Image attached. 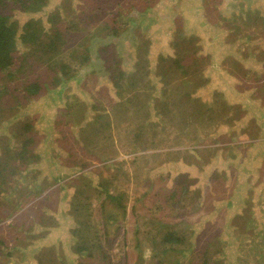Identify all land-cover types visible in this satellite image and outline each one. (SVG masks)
<instances>
[{"label":"rangeland","instance_id":"obj_1","mask_svg":"<svg viewBox=\"0 0 264 264\" xmlns=\"http://www.w3.org/2000/svg\"><path fill=\"white\" fill-rule=\"evenodd\" d=\"M118 1L14 15L61 39L49 67L0 70V264H264V0Z\"/></svg>","mask_w":264,"mask_h":264},{"label":"trees","instance_id":"obj_2","mask_svg":"<svg viewBox=\"0 0 264 264\" xmlns=\"http://www.w3.org/2000/svg\"><path fill=\"white\" fill-rule=\"evenodd\" d=\"M94 2H96V0H93ZM98 1V0H97ZM118 1V0H116ZM48 3V0H0V70L2 72H6V74L8 76H12L14 77L17 73H18V68H27L30 65H27V62H30L32 60L36 61H40L43 62L47 67H49V62L53 59V57L55 55H58V44L60 43V39H61V33L59 31L58 28L55 27L54 30H50V28H46L47 25L43 24L44 21L40 20V19H34L31 18L29 20L25 21V25L23 27L22 30V34H21V28H20V24H19V20L14 18V15L16 14V12L21 11V12H38L41 11V8ZM118 4L120 5V2L118 1ZM15 10L12 14V11ZM145 13V12H144ZM52 23H55L53 20L51 21ZM55 26V24H54ZM117 33L114 32V34H110L108 37H99L100 39H102V42L105 43H101L100 44V49L103 48V46H107L110 47L111 49L114 48L111 40L113 37H116ZM195 38V37H194ZM18 39L22 40V42L25 44V42L27 43V45L30 47V52L29 54L31 55V57H29L26 60V57L23 58L25 56V54L28 52H22L19 53L20 57L19 60L20 62L17 64V60H18ZM98 40V39H97ZM87 51V50H86ZM100 50L97 51V53ZM52 52H54V54H52ZM44 54L48 55L47 59H42V56ZM26 55V56H27ZM40 56V57H39ZM39 57V59H35ZM23 58V59H22ZM101 60V59H100ZM201 60H204V57H202L201 55H198L197 52H193L192 54H190V56H188V59L186 61H184V68H188L189 65L193 64L196 67H200L203 63H201ZM238 61V60H237ZM239 62V61H238ZM177 63L181 64L180 61H177ZM17 64V66H16ZM16 66V67H15ZM70 66L68 64H64L62 66L63 69V75L65 76H70V71L68 70ZM230 74V72H229ZM122 76V75H121ZM73 76H70L69 78L71 79ZM232 77V75H231ZM242 78V77H241ZM68 79V80H70ZM38 78H27L24 82H22L23 87L21 89V94H22V100L23 99H27V98H35L37 97V95L42 92L43 90V85L37 81ZM66 79V81H68ZM65 80H63L62 77H60L59 75L57 77L54 78V83H63ZM43 84L47 85V82L44 81L42 82ZM230 119H234L232 117H230ZM31 128V126L29 125V127H27V129L29 130ZM27 140L24 139L22 146H24V149L21 153L22 158H25V155L27 153ZM24 163V162H23ZM2 175V173H0V176ZM8 175L5 176L4 180L0 183V188L3 189L4 185H7V181L6 179H8L7 177ZM192 183L187 182L182 185L184 186V193H188L189 191H191L189 185H191ZM165 188V185H164ZM201 190V189H200ZM199 193V190L196 191ZM221 200H217L215 205H220L219 203ZM223 205V204H222ZM233 203L229 202V206H232ZM214 205L211 207V210H213ZM210 210V212H211ZM125 213V212H123ZM213 211H212V215H213ZM126 214V213H125ZM124 214V215H125ZM118 217L114 216L113 214L109 215L107 220H110L112 222L116 221ZM107 224V223H106ZM87 226V224H86ZM96 229V228H95ZM98 231V230H95ZM101 231V229L99 230ZM241 230L237 231V234H241ZM187 237H178L175 233H171L168 232V234L165 235V239L162 241V244L167 245L168 248L167 251L170 250H178L180 245L182 243V241H186ZM189 241V240H188ZM187 241V242H188ZM211 240H209L207 243L204 244L205 248L204 249H208L209 245H210ZM138 244H136L138 247H140L141 242H137ZM96 246H101V244L99 243V241L97 240H93V247ZM192 247L198 248L200 247L199 243H193ZM84 251L83 247L78 248V252H82ZM209 252V251H208ZM206 252V253H208ZM113 263V262H112ZM51 264V263H49Z\"/></svg>","mask_w":264,"mask_h":264},{"label":"crops","instance_id":"obj_3","mask_svg":"<svg viewBox=\"0 0 264 264\" xmlns=\"http://www.w3.org/2000/svg\"><path fill=\"white\" fill-rule=\"evenodd\" d=\"M192 15L191 14H189V13H184V22H185V24H187L189 21H190V19L192 18L191 17ZM228 31H232V32H234L235 33V31L234 30H231V29H228ZM227 33H229V32H227ZM230 36V38H231V35H229ZM231 43H233V41H231V42H225V41H222L221 42V44H231ZM232 52H234V51H232ZM232 52H230L229 54H228V56H234L238 61H239V63L240 64H245V62H242V61H240V58L238 57V56H236V55H234ZM243 58V57H242ZM222 63H224V65H226V62H225V57L224 58H222ZM229 73V72H228ZM230 75V74H229ZM233 76H235V75H232V77ZM231 77V75H230V78H232ZM234 204H236V203H234ZM235 207V206H234Z\"/></svg>","mask_w":264,"mask_h":264}]
</instances>
